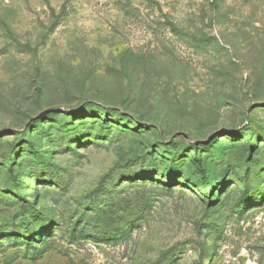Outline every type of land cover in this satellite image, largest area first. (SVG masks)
Returning a JSON list of instances; mask_svg holds the SVG:
<instances>
[{
    "label": "rangeland",
    "instance_id": "rangeland-1",
    "mask_svg": "<svg viewBox=\"0 0 264 264\" xmlns=\"http://www.w3.org/2000/svg\"><path fill=\"white\" fill-rule=\"evenodd\" d=\"M0 264H264V0H0Z\"/></svg>",
    "mask_w": 264,
    "mask_h": 264
},
{
    "label": "trees",
    "instance_id": "trees-1",
    "mask_svg": "<svg viewBox=\"0 0 264 264\" xmlns=\"http://www.w3.org/2000/svg\"><path fill=\"white\" fill-rule=\"evenodd\" d=\"M96 113L97 114L102 113L104 118H105V121L108 120V117H110L111 114L113 116L115 115L113 112L108 111V110H104L103 112L99 111ZM64 120L66 122H68V119L65 117H64ZM105 126L107 127V125H105ZM241 134L246 135L245 137H246V140L249 144V150H251L252 149V141L250 140L251 139L250 134L247 133V129H243ZM168 151H166V152L169 153V156H171V158L169 159V157H167L168 155L165 153L166 155L165 154L164 155L167 158L165 160L167 161L169 159V162L171 163V166H170L171 170H173L175 168L176 159H175V156L173 155V153H171V151H169V152ZM193 162H194V166L196 168V174H198V179H199V182L201 184V189L205 194H208V190L212 187V183H213L214 179L210 177L207 166L204 163H202L199 158H195V160H193ZM246 164H248V163L246 162ZM8 165H9V167L11 165V162L9 160H8ZM246 171L244 173L245 178L248 177V173ZM12 180L15 181V179H12ZM14 188L17 189L18 187L15 185ZM120 224H121L120 222L115 224L116 228H114L112 225H104L103 226L104 229L101 232L102 238H104L103 240L104 241H117V240H123V239L127 238L128 229H126L125 224L122 226ZM23 235L27 236L29 241L33 238V235L29 231H27V229L24 230Z\"/></svg>",
    "mask_w": 264,
    "mask_h": 264
}]
</instances>
